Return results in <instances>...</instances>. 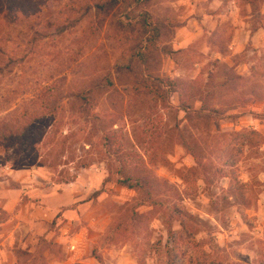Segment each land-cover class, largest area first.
I'll list each match as a JSON object with an SVG mask.
<instances>
[{
    "label": "rangeland",
    "instance_id": "374dc122",
    "mask_svg": "<svg viewBox=\"0 0 264 264\" xmlns=\"http://www.w3.org/2000/svg\"><path fill=\"white\" fill-rule=\"evenodd\" d=\"M87 3L0 0V121L35 119L28 142L0 144V264H167L168 251L175 264H264V98L240 102L264 90V0L152 1L176 25L158 73L189 82L191 118L176 94L149 108L99 99L134 164L169 182L166 211L116 183V147L72 109L126 45L106 24L89 33Z\"/></svg>",
    "mask_w": 264,
    "mask_h": 264
},
{
    "label": "trees",
    "instance_id": "16d2710c",
    "mask_svg": "<svg viewBox=\"0 0 264 264\" xmlns=\"http://www.w3.org/2000/svg\"><path fill=\"white\" fill-rule=\"evenodd\" d=\"M152 1L89 0V3L81 8L82 16L92 11L90 34H94L97 28L106 24L107 29L112 33L111 36L121 37L126 45L113 64L114 76L110 74L104 75L99 80H85L69 96L73 111L96 130L108 147H116L114 152L119 158L120 165L116 173V183L138 192L142 205L146 204L166 211L165 195L171 190L169 182L152 175L141 164H134L133 155L127 154L123 145L116 139V131L112 129L114 121H111V117L105 118V115L97 111L99 99L106 92H122L123 95L132 99L133 105L148 108L152 100L156 99L163 103L171 95L176 94L181 110L186 112L187 118H191V105L184 100L183 94L190 88L189 82L172 80L158 73L160 55L172 52L171 48L162 46L161 38L168 28L176 25L167 19L154 17L149 10ZM231 82L240 83L244 88L250 86L248 78L236 74L230 75L228 83ZM250 90L252 92L250 95L240 97L241 104L252 103L264 98V90H254L253 86ZM46 96L44 108L51 114L56 110L55 103L60 98V94L49 90ZM192 112L196 113L194 110ZM33 120L26 119L24 124L16 125L0 121V144L11 146L19 139L28 142L31 138L29 134L32 133ZM182 144L188 147L183 140ZM168 222L171 224L170 218ZM180 225L184 230L187 228L182 221ZM167 264H175L171 251H168Z\"/></svg>",
    "mask_w": 264,
    "mask_h": 264
}]
</instances>
